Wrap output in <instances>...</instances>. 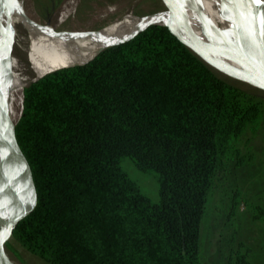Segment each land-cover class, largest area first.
Returning <instances> with one entry per match:
<instances>
[{
	"label": "trees",
	"instance_id": "trees-1",
	"mask_svg": "<svg viewBox=\"0 0 264 264\" xmlns=\"http://www.w3.org/2000/svg\"><path fill=\"white\" fill-rule=\"evenodd\" d=\"M20 100L11 121L36 204L11 239L46 264H199L200 222L230 142L264 111V98L158 25L44 75ZM124 159L153 178L156 202L121 168ZM7 176L14 201L23 182L12 176L6 191ZM227 258L247 264L238 251Z\"/></svg>",
	"mask_w": 264,
	"mask_h": 264
},
{
	"label": "rangeland",
	"instance_id": "rangeland-1",
	"mask_svg": "<svg viewBox=\"0 0 264 264\" xmlns=\"http://www.w3.org/2000/svg\"><path fill=\"white\" fill-rule=\"evenodd\" d=\"M203 4L220 31L234 39L217 8ZM157 7L163 8L159 0H23L26 16L40 25L52 27L55 32L96 31L121 18L122 22L129 14L131 22L135 17L151 15ZM215 13L226 23L220 22ZM13 40L16 38L12 35ZM42 53L50 56L49 61L59 55L46 48ZM24 57V51L12 45L5 69L11 71L17 60L25 65ZM235 84L264 98L260 90L236 81ZM230 144L233 151L225 172L209 196L200 222L198 261L199 264H229V253L238 251L245 254L247 264H264V111ZM121 168L151 202L157 201L156 184L150 175L139 172L127 159L122 161ZM6 244L7 255L16 264H46L13 239Z\"/></svg>",
	"mask_w": 264,
	"mask_h": 264
},
{
	"label": "bare ground",
	"instance_id": "bare-ground-1",
	"mask_svg": "<svg viewBox=\"0 0 264 264\" xmlns=\"http://www.w3.org/2000/svg\"><path fill=\"white\" fill-rule=\"evenodd\" d=\"M177 1L181 4V7L175 19L182 39L203 49L222 68L234 71L246 79H251V76L244 70L245 41L243 39H235V37L230 39L225 31L223 33L220 31L205 11L203 3L215 6L221 14L218 1ZM260 1H262L264 6V0ZM13 3L14 7L9 12V24L16 41L13 40L12 43L14 41L15 43L12 45L24 51L25 65L17 60L11 71L4 70L2 79L3 100L10 120L14 118L18 111L22 89L33 79L55 70L83 64L91 59L101 48L129 38L147 24H165L166 22V14L164 13L149 17H135L136 19L132 22L129 14L123 18L122 22L121 18L107 25L101 31L55 32L52 27L40 25L27 17L23 10V0H13ZM230 4L235 9L233 20L236 25L248 29L249 3L245 0H231ZM62 13L60 14L62 15ZM5 20L6 14L3 10L2 0H0V37L2 36L3 28H5ZM262 23L264 26V9ZM43 48L59 53L58 57L49 61V55L43 56ZM259 63L260 57L257 54L255 64ZM42 67H45V69H40ZM262 70L264 71V67H262ZM38 71L42 72L34 76ZM2 156L3 154L0 152V162ZM7 173L6 191L11 186V182H14V177L12 176L18 175L12 165H8L5 168L3 176H6ZM15 201L9 199V196H5L2 182L0 187V231L5 216Z\"/></svg>",
	"mask_w": 264,
	"mask_h": 264
},
{
	"label": "water",
	"instance_id": "water-1",
	"mask_svg": "<svg viewBox=\"0 0 264 264\" xmlns=\"http://www.w3.org/2000/svg\"><path fill=\"white\" fill-rule=\"evenodd\" d=\"M163 6V10L145 17L159 15L161 13L166 14L165 24L160 23H149L143 28L136 31L129 38L109 44L101 48L96 52L97 55L102 50L126 42L127 40L134 37L137 33L143 31L148 26L158 25L165 27L168 32L176 38V40L182 44L186 49H188L195 57H197L204 65L214 72L231 79L233 81L245 84L249 87L255 88L264 92V26L262 23V14L264 6L260 0H245L249 3V27L248 29L241 28V26L236 25L233 20L235 9L232 8L230 2L231 0H217L219 9L223 19L228 23L230 33L235 37V39H243L246 44V52L244 54L243 63L244 70L251 76V79H246L242 75L235 73L234 71L224 69L221 65L210 57L203 49L200 47L187 42L180 36V31L178 29V23L176 22V15L181 7V4L177 0H159ZM3 10L6 14L5 28L2 30V36L0 37V149L2 151V160L0 162V187L3 182V172L8 165H12L17 173L20 175L23 188L19 193L15 203L9 212L5 216L3 226L0 231V264H16L13 260L9 258L5 250V244L11 238V232L16 224L29 215L35 207L36 204V192L32 180V175L28 163L22 154L15 138L14 127L16 122H12L6 113L5 103L3 100L2 91V79L4 76L5 65L10 58L12 51V29L9 24V12L13 9V0H2ZM106 27V26H104ZM104 27L96 30L101 31ZM94 32V31H91ZM259 54L260 63L255 64L256 55ZM87 62L83 63L86 64ZM83 64H78L74 66H80ZM70 66V67H74ZM69 68V67H65ZM60 70V69H59ZM56 71V70H55ZM54 72V71H52ZM51 73V72H50ZM49 74V73H47ZM46 75V74H45ZM44 76V75H43ZM41 76V77H43ZM35 78L29 84L34 83ZM28 84V85H29ZM26 85V86H28ZM25 86V87H26ZM21 112V100H20V111ZM19 118V117H18ZM18 120V119H17Z\"/></svg>",
	"mask_w": 264,
	"mask_h": 264
}]
</instances>
